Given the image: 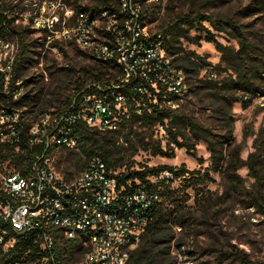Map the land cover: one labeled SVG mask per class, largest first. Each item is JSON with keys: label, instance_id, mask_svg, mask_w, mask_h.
Returning a JSON list of instances; mask_svg holds the SVG:
<instances>
[{"label": "rangeland", "instance_id": "1", "mask_svg": "<svg viewBox=\"0 0 264 264\" xmlns=\"http://www.w3.org/2000/svg\"><path fill=\"white\" fill-rule=\"evenodd\" d=\"M109 1L112 5L117 2ZM102 2L0 0V15L5 16L10 27L25 31L28 57L22 70L23 78L16 83V90L19 94L41 91L42 96L45 93L33 106L34 114L24 113L25 117L38 118L56 111L55 107L61 109L65 95L75 85L74 80L80 78L83 81L84 70L92 61L88 52L78 48L72 40H62L56 31L33 27L32 18L40 17L46 9L42 17L56 15L60 22L65 21V24L72 26L74 18L64 14L66 9H75L76 5L99 8ZM183 14L191 18L203 15L210 19L196 20L190 28L185 24L180 25V33L187 29V36H200L198 42L183 36L173 37L174 34L170 39L172 46L180 47V52L174 58L193 52V60L197 64L192 66L195 72L186 74L188 88L184 98L174 107L165 108L198 126V131L193 132L181 120H177L172 127L177 140L186 144L190 152L186 147L178 148L171 142L166 119H163V125L159 121L147 122L142 119L129 125L130 118L110 133L113 137L105 145L104 151L111 167L119 173L158 165H183L189 171L196 172L193 176L197 181L193 187L184 188L180 180L175 185V188H179L178 206L188 208L192 216L186 217L183 228L171 224L169 242L164 244L170 264H229L223 257L217 258L219 250L231 252L233 257L237 254L238 262L264 264V207L247 204L248 192L264 194V175L262 183L257 185L248 169L240 167L237 169L241 179L238 188L225 175L229 154L238 148L240 157L246 159L255 150V141L261 148L258 160L264 169V79L256 77L252 91L237 89L230 80L235 78L236 66L241 67L242 64L236 61L232 66L226 62L234 56L242 39L255 46L252 54L255 59L249 63H255L259 57L264 58V0H157L154 4L145 5V23L151 32H162ZM221 19L230 21L238 29L221 24ZM218 28L223 30L219 31ZM54 29H59V24ZM207 32L214 34L218 42L230 49L226 61L220 62L221 53L212 43L203 40ZM168 36L171 37L170 34ZM5 40L18 43L11 32L0 28L1 68L12 53L10 48L1 49V42ZM174 63L181 67L179 60ZM210 80L212 84L208 83ZM55 87L61 97L57 100L47 98L46 91ZM232 96L247 101V106L242 107L240 102L231 101ZM50 102L54 104L53 107L48 105ZM20 110L31 109L23 107ZM207 139L215 142L218 152L223 154L218 171L210 167ZM0 144L6 146V143ZM157 148L172 153V156L155 154ZM17 151L18 148L14 147L9 157L0 158V168L17 171L10 162ZM52 160L62 174L70 176L76 174L88 159L77 145L69 150L54 149ZM184 194L189 197L186 201ZM83 255V252L76 251L64 258L65 263L78 264Z\"/></svg>", "mask_w": 264, "mask_h": 264}, {"label": "built area", "instance_id": "2", "mask_svg": "<svg viewBox=\"0 0 264 264\" xmlns=\"http://www.w3.org/2000/svg\"><path fill=\"white\" fill-rule=\"evenodd\" d=\"M156 1L117 0L111 9L76 14L66 9L64 14L74 18L72 26L56 15L42 17L46 9L32 18L33 27L72 40L92 61L113 64L114 77L86 82L60 112L28 119V144L42 149L31 154L25 173L0 168V264H66L64 258L76 251L84 254L78 264H126L161 200L163 186L175 187L179 181L166 169L146 177L150 186L137 180L134 185L130 180L124 184L119 172L100 157L88 159L68 176L52 160L54 149L78 145L80 124L116 130L131 111L151 114V104L158 109L174 107L186 95V74L167 51L166 37L151 32L145 23L142 10ZM57 24L59 29H54ZM7 48L12 53L0 67L7 71L5 88L18 46L1 42V49ZM120 86L135 95H125ZM7 93L13 99L19 95L16 89ZM6 109H0V142H18L25 118L21 110ZM18 238L29 246L4 260L3 253Z\"/></svg>", "mask_w": 264, "mask_h": 264}, {"label": "trees", "instance_id": "3", "mask_svg": "<svg viewBox=\"0 0 264 264\" xmlns=\"http://www.w3.org/2000/svg\"><path fill=\"white\" fill-rule=\"evenodd\" d=\"M101 7H86L76 5L75 9H73V13L76 14L79 11H87V10H98L102 8H112V3L109 0H102ZM142 13L145 15V9L142 10ZM196 20H207L210 19L203 15H197L195 18H191L188 14H183L177 21L172 22L166 28L162 30V34L166 37L167 41L165 47L167 51L171 55H177L180 52V47L172 46L170 43V39L173 37L183 36L189 39L192 42H198L201 38L200 36L189 37L187 36V29L185 32H179L181 27L180 25H188L189 28L192 27L193 22ZM32 21V20H31ZM221 24L231 25L234 30L238 28L232 24L230 21H225L223 19L219 20ZM0 28L2 31L8 30L17 38V52L14 56L12 66L8 72V79L6 80V88L5 85V77L7 71H0V109L7 110V106L13 109L20 110L23 107H30L31 110H25L21 112V116L24 117L23 126L19 131V141L13 143H6L2 146L0 144V158L6 159L11 155V151L14 147L18 148L16 155H12L11 163L14 164V169L18 170L21 173L27 172L30 163H31V154L32 153H39L42 149L40 145H29L27 141V134H28V126L29 122L28 118L24 116L26 114H34L33 106L38 103L41 99V91L37 93L29 92V93H21L17 96V98L13 99L7 90H14L16 89V83L20 81L22 77V70L24 67V63L27 60V49L24 42L25 31L24 30H17L13 27L9 26V22H7L5 16L0 15ZM219 31H222L223 28H218ZM27 32V30H26ZM168 34L171 35L169 38ZM168 36V38H167ZM203 40L206 42H210L214 45L215 49L221 53V60H225V58L231 53L230 49L227 46L222 45L218 42L211 32H207L203 37ZM6 41V40H5ZM255 46L252 44L246 43L244 39L239 41V48L234 52V56L230 59H227L226 62L231 64L232 66L237 63L236 61H240L242 66H236L234 75L235 78L231 79L230 82L234 83L235 88H241L243 90L252 91V84L254 83V79L256 77H260L264 79L262 73H264V58L259 57L255 63H249L255 59V56L252 55ZM193 52H188L184 56H177L174 58V62L179 60L182 69L184 70L185 74L195 72V69L192 66L197 65L193 60ZM248 59L250 61H248ZM220 63H218L219 65ZM248 64V65H247ZM114 65L111 63H103V62H95L91 61V65L88 66L84 70V79L80 81L74 80V87L71 89L68 95H65L62 108H56V111L50 112V114L60 112L70 101V99L75 96L76 94L80 93L81 90L84 89V85L86 82L91 81H100L102 79L109 80L112 79L114 76ZM121 74V70L119 69V75ZM24 81V80H22ZM210 84L211 80L208 82ZM214 86H217L215 83ZM119 90L127 96H134L132 90L127 86L119 87ZM264 93V92H263ZM47 98H52V100H57L61 97L59 90L55 87L51 90L46 91ZM233 102H240L242 107L247 106V101L233 97L231 98ZM48 105L53 107V103L50 102ZM152 112L148 114L146 112H142V114H135L131 111L129 116V125H131L134 121L142 119L147 122L152 121H159L163 125V119H166L168 122V126L166 125V130L169 132L171 136V142L174 143L175 147L182 148L186 147L187 152H190L189 147L186 144L179 142L177 140V135L172 132V127L177 120H181L186 126H188L191 131H198V126L192 123L186 117L181 115H176L170 110L158 109L156 105L151 104ZM36 116H33V119ZM124 123V122H122ZM121 123V124H122ZM120 126V125H119ZM111 132H115V130H100L96 128L89 127L85 124H80L77 128L78 134V147L81 149L82 153L86 156V159H90L92 157H100L103 159L108 166H111L110 161L107 158V155L104 151L105 145L112 139L113 136L110 135ZM207 143V149L209 151V158L211 160L210 167L213 171H218L219 164L223 159L222 152H218L216 148L215 142L212 140H205ZM4 143V142H0ZM254 151L249 153L246 159H242L239 155L238 148H235L234 151L229 154L228 159L226 161L225 167V175L228 181L234 185L235 188H238L241 183L240 176L237 174V169L240 167H246L250 176H252L255 180L257 185L262 183L264 169L261 166L262 164L259 162V151L261 148L257 146V141L254 143ZM69 150V149H67ZM155 154L165 155V156H172V153L166 152L160 148H157ZM170 170L173 171L175 177H178L180 183H183L184 188L193 187L195 182L197 181L194 178V174L196 172L189 171L183 165L176 167V166H167V165H158L155 167H144L142 170H132L127 173H119V180L120 182L126 184V181L130 180L131 183L134 185V180H137L146 186H150L146 177L152 174H155L161 170ZM207 175L205 174V177ZM164 185V184H163ZM179 188L171 187L170 184H165L163 189L160 191L161 200L160 202L153 208L151 211V219L146 228L144 229L140 242L133 249L130 253V257L126 264H170L168 260V252L165 251V245L169 242L168 237L170 236L171 224L177 225V227H184L185 222L187 221V216H192V213L189 212L188 208H182L178 206L180 203V198H178ZM249 196L247 200V204L256 208L264 207V194L256 193L255 191L248 192ZM258 194V195H257ZM185 195V194H184ZM188 196L185 195L184 201L188 200ZM174 205V208H171ZM29 243H23L21 239H17L14 247L10 248L6 253H3L4 260L6 259H13L16 257L17 249L23 247V249H27ZM61 249L65 250L67 247H62L59 249V256L62 253ZM224 258L229 264H247L245 261L238 262L237 254L233 257L231 252L219 250L217 258ZM243 257V256H242ZM245 257H243L244 259ZM237 262V263H236ZM64 264V263H62Z\"/></svg>", "mask_w": 264, "mask_h": 264}]
</instances>
